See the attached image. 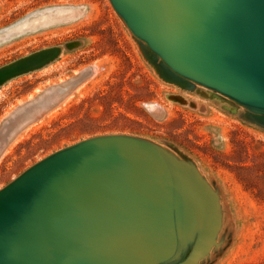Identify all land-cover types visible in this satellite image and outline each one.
<instances>
[{
    "label": "water",
    "instance_id": "95a60500",
    "mask_svg": "<svg viewBox=\"0 0 264 264\" xmlns=\"http://www.w3.org/2000/svg\"><path fill=\"white\" fill-rule=\"evenodd\" d=\"M110 1L176 75L164 79L199 83L264 119V0ZM52 88L3 121L0 155L19 117L50 108ZM188 164L128 135L50 154L0 190V264L196 263L217 228L195 183L216 193Z\"/></svg>",
    "mask_w": 264,
    "mask_h": 264
},
{
    "label": "rangeland",
    "instance_id": "374dc122",
    "mask_svg": "<svg viewBox=\"0 0 264 264\" xmlns=\"http://www.w3.org/2000/svg\"><path fill=\"white\" fill-rule=\"evenodd\" d=\"M157 57L110 0H0V82L17 73L0 83V125L55 91V111L1 152L0 190L76 143L139 137L216 193L193 181L217 228L194 264H264V119L214 89L164 79L176 75Z\"/></svg>",
    "mask_w": 264,
    "mask_h": 264
},
{
    "label": "bare ground",
    "instance_id": "6f19581e",
    "mask_svg": "<svg viewBox=\"0 0 264 264\" xmlns=\"http://www.w3.org/2000/svg\"><path fill=\"white\" fill-rule=\"evenodd\" d=\"M33 96V95H32ZM30 97H28V99H29ZM26 100V99H25ZM22 102V101H21ZM20 102V103H21ZM51 108V107H50ZM52 108H54V107H52ZM52 109H50V110H46V111H44L43 113H41L36 119H32V120H30L29 118H25L23 121H21L20 122V124H18L17 126H16V132H14V131H12V135H11V138H10V140H9V142H8V144L4 147V149H8L13 143H15V141H16V139H18L20 136H22L25 132H26V130L27 129H30V127L32 126V125H34V123L36 122V121H40L41 122V120L43 119V118H45L49 113H52V111H55V110H52ZM6 115H8V114H6ZM5 115V116H6ZM44 115V116H43ZM51 116V115H50ZM41 119V120H40ZM37 123H39V122H37ZM15 145V144H14ZM5 152V151H4ZM3 152V153H4ZM3 153H2V155H3ZM6 153H7V151H6ZM5 154V153H4ZM1 155V156H2ZM197 187V186H196ZM195 193H196V195H197V197L201 200V197H202V193H201V191H200V189L199 188H196L195 189Z\"/></svg>",
    "mask_w": 264,
    "mask_h": 264
}]
</instances>
